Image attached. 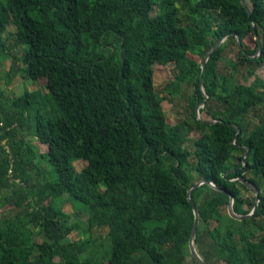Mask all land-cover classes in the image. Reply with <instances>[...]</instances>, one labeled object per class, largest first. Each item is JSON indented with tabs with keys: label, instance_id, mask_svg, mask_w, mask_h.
Wrapping results in <instances>:
<instances>
[{
	"label": "trees",
	"instance_id": "trees-1",
	"mask_svg": "<svg viewBox=\"0 0 264 264\" xmlns=\"http://www.w3.org/2000/svg\"><path fill=\"white\" fill-rule=\"evenodd\" d=\"M10 27L24 46L22 70L8 54ZM224 38L202 86V65ZM233 49V73H221ZM0 58L13 60L11 79L48 90L0 98V264H185L194 225L187 195L201 182L191 196L197 243L206 229L220 263L264 264V119L249 124L264 106L255 72L264 66V0H0ZM156 65H173L166 95ZM247 66L254 83L234 84ZM177 100L186 116L172 126L164 103ZM194 133L203 137L192 151ZM29 137L48 152L37 155ZM241 180L261 203L235 221L225 214L232 196L238 215L257 206L255 198L245 210L252 190ZM67 206L75 218L89 215L84 234L107 229V243L70 241L78 228Z\"/></svg>",
	"mask_w": 264,
	"mask_h": 264
},
{
	"label": "rangeland",
	"instance_id": "rangeland-1",
	"mask_svg": "<svg viewBox=\"0 0 264 264\" xmlns=\"http://www.w3.org/2000/svg\"><path fill=\"white\" fill-rule=\"evenodd\" d=\"M156 12H153L152 15L154 16ZM15 29L13 27L9 28V32L5 35V41L8 46V54L15 56L18 58V62L16 64V67L18 70H22L23 66L20 62V58L22 56L24 46L20 45L18 41L16 40L15 36ZM248 46L254 47L253 42H247ZM237 58V51L236 49H233L231 52H229V55L226 58V61L222 63L220 67V72L230 75L232 70L230 69L231 64L236 61ZM14 67V62L11 58L4 59L0 58V98L6 99L7 101H15L16 99L20 98L25 92H38L41 91L43 95H47L48 90L46 87V82L41 81L38 83L24 80L22 75L14 76L13 79H11V71ZM155 69V85L157 89L166 95L165 90L170 82H172L175 78L174 73L172 71L173 65L168 66H161L156 65L154 67ZM252 67H243L240 69V71L235 74L234 77V84L243 85V86H250L254 83L255 78H251L249 76V71H252ZM256 75L264 80V66L256 69ZM178 102V100H177ZM183 102H178L176 104H173L170 101H165L164 103V110L166 111L168 122L175 126L179 122L183 121L186 116V111L184 109V106L182 105ZM200 119L204 121L211 122V118L207 116L206 114L200 115ZM264 119V106L257 108L252 115L249 118V124L250 129L254 130L256 127L261 125L262 121ZM23 137V136H22ZM203 136L200 133H194L191 137V143L189 144V147L192 151H194V142L201 139ZM27 142H33L34 148L37 150V155L46 154L48 152V147L42 145L40 142H37L34 138H27ZM244 155L241 153L235 154V160L233 161L234 164H242L241 158ZM42 170L43 173L45 171H49L51 167H48L47 162L42 161ZM87 165V163L83 160L77 161L74 166L76 168L77 172H81V170ZM53 171V169H52ZM55 175V174H54ZM249 178H252L251 176ZM243 198L248 200V203L245 207V210L252 212V209L254 207L253 201L256 198V195L254 192H247L244 191ZM67 197H65V200ZM65 213L69 214L71 217V225L77 226V230L69 237L70 241H79V240H86V239H92L95 241H98L99 243H107V229H96L94 230L91 235L84 234L86 232V226L87 221L89 219V215L84 213L80 214L77 218L74 217V211L72 210L71 206H67L65 208ZM227 212V213H226ZM225 212V214H228V210ZM2 211H0V218H2ZM37 241L42 243L44 241V238L38 234ZM196 250L199 253L200 257L206 262V264H222L217 260V253L216 249L214 247L213 242L209 239L207 236V230L203 229L200 234L199 242L196 244ZM185 264H196L191 257H189Z\"/></svg>",
	"mask_w": 264,
	"mask_h": 264
},
{
	"label": "water",
	"instance_id": "water-1",
	"mask_svg": "<svg viewBox=\"0 0 264 264\" xmlns=\"http://www.w3.org/2000/svg\"><path fill=\"white\" fill-rule=\"evenodd\" d=\"M228 38H224L223 40H221L213 49L212 51L208 54L206 60L204 61L203 65H202V74H201V85L203 86V74H204V69H205V66L206 64L208 63V61L210 60L211 56L223 45L225 44V42L227 41ZM238 44H239V47L242 49V46H241V43L240 41L238 40ZM261 50V48H260ZM208 102V98H207V101L206 103L203 105V108L206 107V104ZM202 109V108H201ZM201 109L198 110V115H199V118H200V115L201 114ZM208 125H214L216 124V122L214 121H211V122H207ZM235 128L237 129L238 131V137L237 139H239V137L242 135V131L239 129V127L235 126ZM250 152V151H249ZM248 158V155H246V158L245 160ZM246 167V166H245ZM229 175V174H228ZM228 175L226 176V178L228 177ZM241 182L243 184H245L249 189H251L252 191L255 192L256 194V202H257V206L254 210V212L249 215V216H242V215H238L236 214V212L234 211V208H235V197L232 196L231 197V202H229V205H228V215L231 219L235 220V221H244V220H248L250 218H252L254 216V214L257 212L258 208H259V205L261 203V197H260V191L259 189L254 185L252 184L251 182L247 181V180H241ZM206 183L205 182H201V183H198L192 190H190L188 192V195H187V198H188V201L191 203L192 207H193V212H194V225H193V228H192V232H191V237H190V245H189V248H190V254H191V258L193 259V261L196 263V264H206V262L200 257L199 253L197 252L196 250V243H197V237H198V230H199V213H198V210L197 208L194 206V204L191 202V196H192V193L193 191H195L196 189L202 187L203 185H205ZM209 187H211L214 191L216 192H220V193H224V194H227L225 191H222L221 189L219 188H216L214 185L212 184H209Z\"/></svg>",
	"mask_w": 264,
	"mask_h": 264
}]
</instances>
